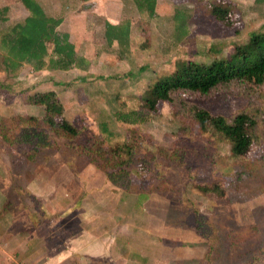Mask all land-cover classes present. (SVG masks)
Here are the masks:
<instances>
[{"label": "rangeland", "instance_id": "obj_1", "mask_svg": "<svg viewBox=\"0 0 264 264\" xmlns=\"http://www.w3.org/2000/svg\"><path fill=\"white\" fill-rule=\"evenodd\" d=\"M35 1L60 19L56 32L68 36L87 65L32 71L23 63L11 73L0 63V85L11 92L0 90V120H40L43 108L27 98L53 91L79 133L67 141L46 132V146L31 158L19 135L0 137V249L9 264H250L252 258L251 264H264V143L238 162L242 177L234 180L237 161L228 145L185 113L193 106L228 121L244 113L262 131L264 83L159 102L152 113L142 106L145 89L177 63L226 58L249 33L263 32L264 0H221L232 7L230 27L209 14L207 5L216 0H155L153 17L135 0ZM175 13L186 17L178 40ZM26 16L17 0H0V36ZM104 23L119 31L128 24L127 42L106 41ZM129 111L136 122L116 120ZM95 140L105 150L134 148L122 187L83 151ZM214 183L222 194L197 190ZM67 244L71 254L62 258Z\"/></svg>", "mask_w": 264, "mask_h": 264}, {"label": "trees", "instance_id": "obj_2", "mask_svg": "<svg viewBox=\"0 0 264 264\" xmlns=\"http://www.w3.org/2000/svg\"><path fill=\"white\" fill-rule=\"evenodd\" d=\"M17 1L27 11V16L21 23L12 25L0 36V63L3 70L13 73L23 63L30 65L32 71L43 68L59 71L70 68L83 70L87 63L75 54L68 36L56 32L60 19L46 16L35 0ZM216 1L208 3L209 14L225 26H233L235 16L230 3ZM136 2L144 5L148 16L153 17L155 0H135ZM185 20L183 14H174V35L177 31L181 34L177 40L185 36ZM109 27L114 29L112 35L107 34ZM128 27L126 24L122 31H119V27L104 23L106 41L126 43ZM49 47L51 55L48 57ZM233 83L245 86H260L264 83V31L249 33L246 42L234 46L233 51L226 58L213 60L208 64L195 65L188 61L177 63L169 74L157 78L145 89L142 106L148 113H152L159 102L177 100L178 103H182L186 97H207L217 89L228 87ZM0 90L10 92V89L3 85H0ZM27 104L43 108L40 120L19 115L0 120V137L4 140L5 137L19 135L20 142L29 150L27 157L31 158L46 146L48 142L46 132H51L67 141H73L78 136V130L64 119L63 107L53 91L34 93L27 98ZM185 113L197 122L203 133L228 145L231 159L237 161L232 167L233 179L241 178L238 162L250 157L258 147L260 149L264 143V130L258 129L256 122L244 113L234 115L229 121L223 116L211 115L206 110L193 106L186 107ZM115 117L117 121L125 124L137 121L135 111L116 113ZM16 128H18L17 132ZM124 148L123 151L105 150L100 148L95 140L87 148L84 147L83 151L97 168L103 170L111 184L122 187L124 178L121 174L127 169L134 156L132 146ZM197 190L201 193L212 191L222 194L216 183L202 184L200 187L197 185ZM253 261L254 258L251 259V263Z\"/></svg>", "mask_w": 264, "mask_h": 264}, {"label": "crops", "instance_id": "obj_3", "mask_svg": "<svg viewBox=\"0 0 264 264\" xmlns=\"http://www.w3.org/2000/svg\"><path fill=\"white\" fill-rule=\"evenodd\" d=\"M163 229H164V227H163ZM164 230H166V229H164ZM18 244L22 247V249H26V247L28 246L27 245L28 244L27 241H23L22 243H18ZM88 245L89 244H85L84 246H82V244H81L80 245L81 247H79V249L86 250V247H87V250H90L91 251V249H88L89 248ZM70 246H71L70 244H67L65 247L63 246L61 248V250H60L62 252L59 253V256L61 257V255H62V258H66L67 256L69 257L70 254H71V251L68 250V249H70ZM101 246H102L101 244L99 246L98 243H95V248L94 249L96 250L95 252H96V255L98 257L99 256H103V249H102ZM1 248H4V246L1 247ZM64 248H67V249H64ZM10 259H11V257L9 258V254L6 253L5 251H2V249H0V264H9ZM50 259H52V258H50ZM47 264H53V262L52 261H49Z\"/></svg>", "mask_w": 264, "mask_h": 264}]
</instances>
